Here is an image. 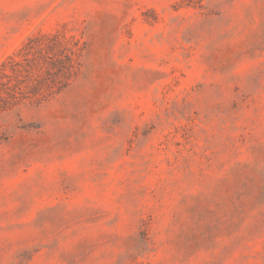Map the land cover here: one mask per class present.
Segmentation results:
<instances>
[{
  "label": "rangeland",
  "instance_id": "1",
  "mask_svg": "<svg viewBox=\"0 0 264 264\" xmlns=\"http://www.w3.org/2000/svg\"><path fill=\"white\" fill-rule=\"evenodd\" d=\"M84 45L2 116L0 264H264V0H0V63Z\"/></svg>",
  "mask_w": 264,
  "mask_h": 264
},
{
  "label": "trees",
  "instance_id": "2",
  "mask_svg": "<svg viewBox=\"0 0 264 264\" xmlns=\"http://www.w3.org/2000/svg\"><path fill=\"white\" fill-rule=\"evenodd\" d=\"M84 45L64 31L28 36L0 63V142L7 139L2 116L25 102L41 103L79 75Z\"/></svg>",
  "mask_w": 264,
  "mask_h": 264
}]
</instances>
